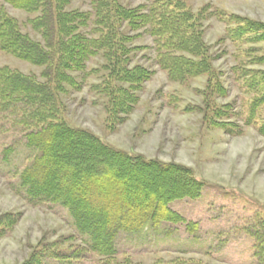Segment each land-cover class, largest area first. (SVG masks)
<instances>
[{"label":"rangeland","instance_id":"rangeland-1","mask_svg":"<svg viewBox=\"0 0 264 264\" xmlns=\"http://www.w3.org/2000/svg\"><path fill=\"white\" fill-rule=\"evenodd\" d=\"M91 1L75 0L68 10L90 12ZM181 1L195 17L204 15V39L217 72L211 85L208 74L184 82L170 80L157 64L154 39L144 28L131 33L137 35L133 42L137 50L129 66L140 65L154 74L137 93L132 112L110 114L105 61L96 57L88 62L86 72L73 74L79 89L66 85L63 93H57L56 120L91 133L120 153L191 171L203 184L200 197L169 205L185 222L121 232L112 257L93 252L67 209L32 200L21 186V174L39 153L27 144L32 126L26 124L25 111L0 103V264H259L253 234L264 237V135L260 133L264 104L249 121L251 103L259 96L245 86V79L236 78L238 71L237 76L233 72L239 61L248 70H264L253 60L264 53V42L253 43L250 35H243L236 45L230 38L235 25L226 16L264 23V0ZM120 5L142 7L140 12L173 8L164 0H121ZM2 14L42 42L30 25L35 13L0 0ZM4 67L46 82L42 78L46 66L0 50V68ZM221 84L224 93L219 92ZM226 106L223 113L217 112ZM121 118L125 119L119 122ZM190 223L195 225L193 232L187 228Z\"/></svg>","mask_w":264,"mask_h":264},{"label":"trees","instance_id":"trees-1","mask_svg":"<svg viewBox=\"0 0 264 264\" xmlns=\"http://www.w3.org/2000/svg\"><path fill=\"white\" fill-rule=\"evenodd\" d=\"M1 1L35 13L30 25L42 42L23 33L14 19L2 14L0 50L33 65L46 66L42 73L46 82L8 67L0 68V103L6 108L20 106L25 111V122L34 130L29 128L27 132V144L39 153L21 174V186L28 197L67 209L90 249L104 257L116 255L121 232L184 223L169 205L200 197L203 184L191 171L120 153L87 131L57 122V93H63L66 85L79 89L73 74L86 72L90 59L100 57L105 61L104 89L112 96L109 112L116 117L129 115L138 102L137 93L154 74L140 65L129 66L137 50L133 46L137 35L131 33L144 28L154 39L157 64L170 80L184 82L208 74L211 85L217 72L204 39L203 13L195 17L181 0H164L172 10L152 7L145 12H140L142 7H124L121 0H92L90 12L68 10L75 0ZM218 17L224 20L222 14ZM226 18L235 25L230 38L236 45L243 35H250L253 43L264 42L263 22ZM253 60L264 67V53ZM237 71L236 78L245 79V86L259 96L251 103V121L258 106L264 104V70H248L239 61L235 76ZM218 89L220 93L225 91L222 84ZM225 108L228 106L214 111L223 113ZM260 133L264 135V120ZM150 178L155 180L146 182ZM194 227L192 223L187 225L190 232ZM253 236L258 241L255 257L263 264L264 237L256 232Z\"/></svg>","mask_w":264,"mask_h":264}]
</instances>
